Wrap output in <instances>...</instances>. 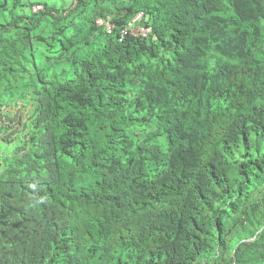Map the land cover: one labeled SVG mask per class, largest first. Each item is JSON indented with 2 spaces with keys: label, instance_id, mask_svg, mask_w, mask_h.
<instances>
[{
  "label": "trees",
  "instance_id": "obj_1",
  "mask_svg": "<svg viewBox=\"0 0 264 264\" xmlns=\"http://www.w3.org/2000/svg\"><path fill=\"white\" fill-rule=\"evenodd\" d=\"M260 78L264 0H0V264H264Z\"/></svg>",
  "mask_w": 264,
  "mask_h": 264
},
{
  "label": "clouds",
  "instance_id": "obj_2",
  "mask_svg": "<svg viewBox=\"0 0 264 264\" xmlns=\"http://www.w3.org/2000/svg\"><path fill=\"white\" fill-rule=\"evenodd\" d=\"M42 10L41 5H37L34 7V12ZM145 19V14H138L129 24H136L134 33L135 34H143L146 32H150L151 29L147 27H142L138 24ZM96 25L99 27L105 26L106 32L108 35H111L112 30L115 28L114 23L112 22L111 17L107 19L98 18L96 20ZM225 32L218 31L217 28H208L206 31H201L198 35L195 36V43L192 44V48L195 49L196 52L201 54H220L221 62L217 65V67L213 70L216 72L229 74L234 71L235 67H231L232 65V57L234 54V46L232 42L229 40H225ZM246 57L242 58L245 59ZM252 67H255L252 61ZM255 92H259L257 95L258 98L264 100V95H262L264 90V81L260 78L257 83H252Z\"/></svg>",
  "mask_w": 264,
  "mask_h": 264
}]
</instances>
